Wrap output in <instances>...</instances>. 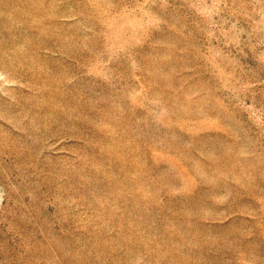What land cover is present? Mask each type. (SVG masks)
I'll return each mask as SVG.
<instances>
[{"label": "rangeland", "instance_id": "rangeland-1", "mask_svg": "<svg viewBox=\"0 0 264 264\" xmlns=\"http://www.w3.org/2000/svg\"><path fill=\"white\" fill-rule=\"evenodd\" d=\"M0 264H264V0H0Z\"/></svg>", "mask_w": 264, "mask_h": 264}]
</instances>
